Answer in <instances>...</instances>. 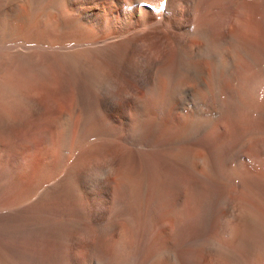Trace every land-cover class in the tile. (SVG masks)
I'll return each mask as SVG.
<instances>
[{
	"label": "bare ground",
	"instance_id": "6f19581e",
	"mask_svg": "<svg viewBox=\"0 0 264 264\" xmlns=\"http://www.w3.org/2000/svg\"><path fill=\"white\" fill-rule=\"evenodd\" d=\"M154 1L0 0V145L1 141L10 142L12 133L16 129L31 128L33 122L31 117L38 115L40 110L36 96L44 91L53 94L65 91L66 87L60 82V78L63 77L57 75L61 72H58L59 66H54L57 60L58 62L60 60L80 70L92 87L94 105L97 109H93L95 118L90 125L93 136L96 137L101 133L99 131H102L103 123L107 127L116 129V133L119 134L116 135L121 143L117 145L113 142L107 145V148L121 150V169L131 175L139 174L138 181H141L142 186L143 182L145 184L147 181V174L154 188L161 186L167 178L168 182L172 180L170 175L173 172L167 177L166 167L177 172L183 179L189 176L192 183L205 186L206 174L214 173L211 168L213 161L219 162L216 165L218 167L223 165L228 169L230 166L228 170L230 173L239 171L237 162L243 154H237L238 157L232 156L229 148L240 145L246 149L250 144L255 143L257 145L250 150L257 149L264 153V0ZM143 3L150 6L155 11L154 15L160 18L158 23H153L149 27L156 32L160 40L157 51L165 56L162 59L166 62L160 64L157 72L155 71L161 84L156 82L157 90L155 88L153 90L159 92L158 96L155 95L159 105L167 106L164 108L166 117H163V121H155L152 129L147 128L146 125L149 124L143 125L144 121L149 123L148 119L151 117L141 120L139 126L137 124L140 120L135 123L138 126L135 127L136 129H140L141 126L144 128V134L138 141L140 137L138 138V131L134 130L133 124L131 127L133 137L126 138L124 131L127 128L125 127L124 130L122 124L117 126L115 120L125 118L128 114L132 118L135 116L139 119L144 118L146 112L139 111L144 104L139 105L133 114L125 102L126 98L123 97L125 82H122L119 76L115 77L116 74L115 76L107 74L109 67L104 68L102 65L103 61H106L108 66L113 62V55L108 50L109 45L98 46L118 37L134 13L151 15L146 7L141 6ZM173 12L183 13L188 21L187 24L184 26L182 24L180 27L179 24H171L169 16ZM119 54L121 55V52ZM36 57L47 58L52 68L50 70L53 72L52 75L46 70L39 71L40 73L34 71L32 61ZM253 76H256L257 80L251 84L247 78ZM182 77L194 78L199 83V87L208 83L211 94L231 95L230 99L227 98L230 100V105L224 107L225 110L221 109V106L216 112V116H222L221 125L214 128L209 136L203 139L202 144L195 145L194 142H189L196 140L212 127L215 117L209 115L204 119L201 118L200 122L197 120L196 124H192V128L188 127L191 130L185 132L183 128L186 124L185 127L181 126L183 123L181 124L177 118L173 123L172 115L175 109L179 111L185 109L182 102H177L181 98L177 97L175 102L176 95L173 96L175 97L173 100L168 99L167 95L164 97L169 87L173 92L184 89L183 84L176 82ZM240 78H243V82L239 81ZM257 82L259 85L255 90L254 86ZM242 89L247 92L244 98L239 96ZM181 116L184 121L189 120L184 110ZM191 121L189 120L190 123ZM64 126L65 130L69 129V118L64 119ZM107 143L109 144V141ZM175 152L182 155L181 159ZM98 153L96 154L95 151L96 157L100 155ZM189 154L198 158L195 164L200 166L202 174L199 173L196 165L192 164L188 167L186 158ZM112 171L114 167L111 166L108 172L106 171L107 176ZM99 173L101 174L100 171ZM142 173L145 174L141 176ZM217 176L221 177V175ZM98 177L93 175L92 186H96ZM103 177L107 178L105 173ZM143 177H146V180ZM104 178L98 182L100 187H90L87 190L89 194L90 192L96 194L98 190L102 193L106 191L104 186L108 185L109 180L103 183ZM124 181L120 184L130 189L132 184L129 185L127 180ZM40 182L35 186L15 189L13 198L4 200L6 203L0 204V264H263L264 262V256L257 254V258L249 247L243 255L240 256L238 253L237 247L241 246L242 237L237 230L239 222L246 226L251 225L254 218L247 210L245 211L246 207L238 212L228 204L229 202L223 197L224 189L228 187L226 185L209 186L207 189L209 195L206 196V193V198H203L197 208H193L187 214L177 201L158 203L160 199L162 200L161 196L154 204L155 201L152 202L151 198L154 199L155 194L161 190L160 187L155 193L144 189L152 196L150 200L154 205L148 201L149 199L147 201L144 199L146 202H138L141 196V198L137 196L138 200L135 201L137 203L116 205V213L128 209L146 211L148 216H153L150 228L160 219L168 217L167 225L152 227L153 231L150 234L149 228H146L147 234L142 235L136 230L133 233H122L127 223L122 232L115 233L122 221L120 216L106 219L102 216L87 215L86 212L96 206L93 202L78 201L75 214L54 213L52 211L54 208H62L58 201L60 194L69 195L71 190H74L78 196L81 193L87 194V192L83 193V189L76 187L77 177L73 174V170L72 173L67 172L55 186L41 187V184L38 186ZM131 182L134 184L133 181ZM70 186L75 188L72 189ZM125 189L128 193V189ZM144 191L141 192L143 195ZM133 192L134 189L131 193ZM138 194L140 195L139 192L136 195ZM50 195L53 196L52 203L44 204V199ZM74 197L76 198V195ZM145 203L148 205H144ZM223 210L230 212L233 221L225 220L227 217L223 219V215L220 214ZM193 212L198 215L195 219L192 218ZM190 217L193 220H190ZM257 226H260L264 232V223Z\"/></svg>",
	"mask_w": 264,
	"mask_h": 264
},
{
	"label": "rangeland",
	"instance_id": "374dc122",
	"mask_svg": "<svg viewBox=\"0 0 264 264\" xmlns=\"http://www.w3.org/2000/svg\"><path fill=\"white\" fill-rule=\"evenodd\" d=\"M157 1L155 0L154 2H157ZM142 9H146V8L142 7ZM147 11L151 13V15H139V14L134 13L133 14L134 16H130L128 24L122 28L120 35L118 37H115L113 40L109 42L105 41L100 46H98V47H104L106 45H109L108 50L110 54L113 55V62L111 63V65L109 64L110 66H108L106 61H103L102 65L104 68L109 67V69L107 70V74L111 76L113 74L115 76L116 74L115 77L119 76V79H121L122 82H125L123 97L124 99L126 98L125 102H127V105L131 108L133 114H135L136 108L139 105H143V104L144 106H141L142 108L140 107L139 111H142L144 113L148 112L147 114L145 113V117L141 119H139V117H136V116L135 118H132L131 115L128 114L125 118H121V119L117 118L115 120V123L117 126L122 124L124 130H125V127L127 128L126 131H124L126 138L133 137L132 136L133 128H131L132 124L135 130L136 129L135 127H138L141 124V120H147L148 118L151 117L150 119L152 120V122L150 119H148L149 123L144 121L143 125L145 126V124H149V125H146L148 126L147 128L152 129V126L155 123V121L157 120L163 121V119L166 117L164 108H166L167 105H164L163 107V104H162V106H160L159 102H157L159 100L156 99L155 97V95L156 96L159 95V92L155 91L156 82L161 84V81L157 77L155 71L157 72V68L160 66V64L166 61L162 59L165 56L159 54L157 51L158 45L160 44V40H158L157 38L158 36L156 35V32L152 30V28L149 27L153 23H158L160 18L159 16L154 15L155 11L152 10L151 7L147 8ZM164 13L165 12H162V14ZM169 17L171 20V24H177V25L179 24L178 27L182 26V24L184 26V24L186 25L188 22L186 19V16H184L183 13H180V12H175V13L173 12ZM166 23L170 24L168 22ZM123 41L124 43H122ZM120 44H122L123 47L122 45L120 46ZM119 52H121V55L119 54ZM122 61L124 64L122 63ZM48 63L49 62L47 58L36 57L32 61V68L34 69L36 73H40L41 71L46 70L47 72H49L50 75H52L53 72L50 71L52 68L50 64ZM56 65L59 66V68H57L58 72L61 71L57 75L59 77H63V78H60V82L62 83L64 87H66L65 88L66 92L63 91V92H57L53 94V93H46L44 91L45 93L42 92L40 93L41 95L36 96L40 103V110H39L38 115L31 117V119L33 120V122H31L32 123V126H30L31 128L26 129V130H22L21 128L16 129L12 133L13 137L10 142L1 141V145H0V204H4L6 203L5 201L13 198L15 194V189H22L26 187L35 186V184L40 181L41 182L38 184V186L40 184H41L40 185L41 187L55 186L59 183L61 179H63V177L65 176L67 172L72 173V170H73V174H75L77 177L76 187H78L80 190L83 189V193L87 192V194L84 193L85 194L84 195L81 193L79 194L80 196H78V194L75 193L74 190H71L73 193L69 192V195L70 194L72 196L76 195V198L74 196L72 197L71 195L69 197L68 193H64L65 195L60 194L58 201L60 202L59 204L62 205L61 206L62 208H58V207L54 208L52 210L54 211V213L60 212L61 214H75L76 205L79 204L78 201L83 200V202H91V203L93 202L96 204V206L88 210L86 212L87 215L94 216V217L102 216L106 219H109L115 216H120L122 218V221L116 228L115 233L122 232L124 228L126 227V223H127V227L122 233H125V232L133 233L134 230H136L138 231L137 233L146 235L147 234L145 230L146 228H149L148 229L149 232L148 231L147 232L150 234V232L153 231L152 227L153 228L157 226L160 227V225L163 226V224L167 225L169 223L167 219L168 217H164V219L162 218L163 220L160 219L159 221H157V224L154 223L153 224L154 226L152 225V227L150 228L151 226L150 222L152 221L151 218L153 216H148L146 211L139 212L134 209L132 210L128 209V210H122L121 212L119 211L118 213H116V208H117L116 205H120L119 203L128 204L129 202L131 204L137 203L135 201L138 200V197L139 198L144 197L143 200L141 198V200L139 199L138 202L145 201L144 199H146L147 201L149 199L148 201H150V203L155 201L154 202L155 204L156 202H158L157 200L161 196L160 198H162L163 201L160 199L158 203L167 202L169 200L177 201L179 204H181L180 207L183 208L182 210L183 211L185 210V214H187V212L192 211L193 208L196 209L197 206L203 200V198H206V196L209 195L208 194L209 192L207 191L209 186H213V185L214 186L215 185L225 186L226 185L228 187H225L224 189L225 192H224L223 197H225L226 201L229 202L228 204L232 206L233 208H235V210L238 212H241V209H245L244 207H246L245 211L247 210V212L251 214L252 218H254L251 225L246 226L239 222V227L237 228V230H238V234L242 235L241 246H238L239 248L237 247L239 255L240 256L243 255L244 251L249 247L252 249L253 254L256 255L257 258H258V255L261 257L264 256V232L260 229V226H257L258 224L262 225V223H264V169H263L264 168V153L260 152V150H257V149L250 150L251 147H254L257 144L255 143L250 144L249 147L246 149L240 145L229 148V151L232 153V156L236 155L238 157L240 154H243L237 162L239 171H236V173L235 172L230 173L228 171L230 169V166L228 169L223 165L218 167L216 165L219 162L213 161L211 168L213 169L212 171L214 173L211 172L213 173V175L206 174L205 176L206 178L204 177L205 178L204 180L207 182L205 186L202 184L196 185L192 183L189 176L183 179L177 172H174L169 167H166V171L168 172L167 177L169 176V173L173 172V174L171 173L170 175V178L172 177V180H169L168 182V178H167L166 181H163L161 183V186L160 185L158 187L155 186L156 188H154L152 187L153 183L150 181V178L148 177L149 174H147V181H145L146 182L145 184L143 182V186H142V184L140 183L141 181L140 180L138 181V179H140L139 174L131 175L130 173H124L123 170L121 169V162H120V159L122 157L121 150L118 149L116 151L113 147L107 148L110 144H113V142H115L114 144H117V145L121 143L117 137V135L119 134L116 133V129L107 127L105 123H103L101 126L102 131H99L101 133L98 134V136L96 137L93 136V131L90 128V125L93 122V119L95 118V114H94L95 110H93L95 108L94 93L92 92V87L90 83L88 82V79L86 78V76H84L80 70H77L74 66L70 65L67 62H63V61L61 62L60 60L58 62L57 60L54 66ZM179 80L180 81L176 80V82L183 84L182 86L184 89L174 90L173 92L171 87H169L168 90L166 91L167 94H164V97L167 95L168 99H172V100L173 98H175L173 96L176 95V98L174 99L175 102L177 100V97H180L181 99L177 100V102L179 101L180 103L182 102L181 103L182 105L184 104L183 106L185 109H181L180 111L175 109V111L172 113L173 118H174L173 123H175V120H176L175 118H177L181 124L183 123L181 126L185 127V124H186V127L183 128L186 132V131H189V129L191 130L192 124L193 123L196 124L198 122L197 120H199L200 122L202 119H204L206 116H209V115L212 117H215L213 120L214 124L212 125V127H210L207 131L203 132L202 135L197 137L198 139L196 138V140L194 139L189 142V143L194 142L193 144L195 145L202 144V142H204L203 139L209 136V133H211L212 130H214V128L221 125L220 122L222 120V116H216V112L218 109L221 108V106H222L221 109L225 110V108H227L230 105L229 99L231 95L227 96L225 94H220V95H216L213 93L211 94L210 93L211 89L208 86V83H205L203 86L199 87L198 86L199 83L194 78H191V77H182ZM181 80L183 81V83ZM247 80H249V83L251 82V84H253L257 80V78L256 76H253V77L247 78ZM239 81L243 82V78H240ZM258 85L259 83L257 82V84L254 86L255 90L258 88ZM153 88L155 89L153 90ZM183 90L185 91L183 92ZM246 95H247V92L245 91V89L244 90L242 89L239 92L240 97L244 98L246 97ZM228 97L229 99H227ZM143 101L144 102L147 101V102L143 103ZM183 110L184 112L187 113V116H188L187 119L189 118V120H192L191 121L192 123H190L189 120L184 121L183 117L181 116V112H183ZM146 115L147 116L149 115V116L147 117ZM65 118L70 119V127L68 130H65V126H64ZM137 121H139L137 124L138 126H136L135 124L137 123ZM188 127H191V128H188ZM136 130L138 131L137 132L138 138L140 137L138 139L139 141L144 134V128L143 126H141L140 129L137 128ZM107 141H109V144L107 143ZM100 144L101 145L103 144V145L101 146ZM91 148L93 150H90ZM95 151H96V154L99 152L98 155L99 154L100 155L98 157H96ZM175 153H176V156L178 155L180 156V153L179 154H177L178 152H175ZM92 154L95 156H93ZM224 156L226 157V155ZM107 157H109V159ZM181 157L182 155L179 157V159H181ZM186 161H187L188 167L192 166V164L195 166L196 165L195 163L198 161V158L195 155L189 154V156H187L186 158ZM262 164H263V167H262ZM98 166L99 167L101 166L100 167L101 169ZM111 166L112 168L114 167L115 172L112 171V173L107 176L108 173H106V171L108 172ZM222 166H223V169H222ZM197 167L200 172L198 171V169L197 171L200 174H202L201 173L202 169L200 168V166H197ZM99 171L101 172V174L99 173ZM103 172L105 173L107 178L103 177V174H104ZM226 172L229 173V175H227ZM239 172L242 174H240ZM92 174L95 176H99L98 180L95 182L96 186L91 185V180L93 177ZM144 174L145 173H142L141 176H143ZM217 175H221L223 180L221 177ZM243 175L246 177L244 178ZM100 176L104 178L102 180L103 183L104 181H107V179L109 180L108 185L104 186L106 187V191H105L106 193L105 192L102 193L101 191L98 190L99 192L97 191L96 194L97 193L99 194L96 195L95 192L94 193L90 192V194L93 193L94 196L93 194L90 195L89 192L87 191L89 190L90 187H100L98 183L102 179ZM237 176L239 177V179ZM118 177L120 178V180ZM224 177L226 178V180L224 179ZM144 178L146 180V177H143V179ZM124 180L125 181L127 180L126 182H128L129 185L132 184L131 185L132 188L130 187V189H128L127 186L125 185L123 186V184H120ZM219 180H221L220 181L221 183L218 182ZM131 181H133L134 184ZM222 181L224 182L222 183ZM164 182H167V183H164ZM208 182H210L211 185H209L210 183ZM238 182L239 183L242 182V184L240 183L241 186ZM242 185L244 189L242 188ZM133 186L136 188V191ZM248 186L250 187L248 188ZM62 187H65V186L62 185ZM141 187L143 189H141ZM159 187L161 190L158 192L156 189ZM70 188L73 189L75 187L70 186ZM125 188L128 189L127 191L130 195L126 192ZM133 189H134L135 195H133L134 192L131 193ZM144 189H147L148 191H151V192L154 191L153 193L157 191L160 194L158 193L155 194V196L156 195L158 196V198L156 196V199H155V196L153 195L154 199L151 198V200H153L151 202L150 200L151 195L148 193L147 190L144 191ZM140 190L144 191V195L141 193L142 191ZM240 191L242 193H240ZM137 192H139L140 195L139 194L136 195ZM206 193L207 195L205 196ZM67 195L68 197H65ZM256 195L258 197H256ZM231 196L234 199L231 198ZM52 197L53 196L51 195L47 196L44 199L45 200L44 204H49L50 202L52 203L53 201ZM178 199H180V201ZM230 202L232 203V205ZM233 202L235 203V205ZM147 203L149 204V202ZM148 204L145 203L144 205H148ZM113 208L115 209L113 210ZM242 211L244 212V210ZM156 213L157 212L155 211V214ZM193 214H194V216H192L193 219H195V216L198 217V215L195 212H193ZM220 214L223 215V219L227 217L225 220L233 221L232 219L233 216L230 215L229 211L223 210L222 212H220ZM192 218L190 217V220H193ZM190 220H189V223H190ZM256 250H258L259 252L257 251L256 253Z\"/></svg>",
	"mask_w": 264,
	"mask_h": 264
}]
</instances>
